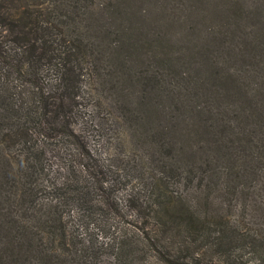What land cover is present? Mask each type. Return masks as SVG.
<instances>
[{"label": "trees", "instance_id": "trees-1", "mask_svg": "<svg viewBox=\"0 0 264 264\" xmlns=\"http://www.w3.org/2000/svg\"><path fill=\"white\" fill-rule=\"evenodd\" d=\"M91 2L0 0V264H264L257 57L262 80L229 95L241 110L214 98L217 110L198 113L227 123L236 155L226 143L204 164L181 162L167 126L157 138L141 126L115 58L88 33Z\"/></svg>", "mask_w": 264, "mask_h": 264}, {"label": "rangeland", "instance_id": "rangeland-1", "mask_svg": "<svg viewBox=\"0 0 264 264\" xmlns=\"http://www.w3.org/2000/svg\"><path fill=\"white\" fill-rule=\"evenodd\" d=\"M89 10L88 33L115 58L112 68L120 73V81L136 104L133 111L142 115V127L157 138L167 126L162 137L175 146L181 162L204 164L228 149L227 144L229 154L236 155L237 143L235 148L234 142H227V136L232 141L230 128L220 133L227 123L211 127L197 118L205 106L218 109L214 98L234 114L238 102L229 95L239 79L250 93L256 81L262 80L256 68L262 66L264 74V0H92ZM261 35L263 41L256 46ZM255 57L256 68L252 64ZM140 75L146 79L137 87L134 81ZM175 94L186 104L176 101ZM154 110L157 116L152 115ZM128 128L124 122L122 129ZM132 138L136 141L134 134ZM221 198L215 197L217 205L229 211ZM254 202L255 194L246 208L258 218L261 214L252 209Z\"/></svg>", "mask_w": 264, "mask_h": 264}]
</instances>
